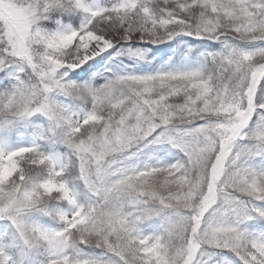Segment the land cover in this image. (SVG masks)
<instances>
[{
    "label": "snow or ice",
    "instance_id": "6c2138e0",
    "mask_svg": "<svg viewBox=\"0 0 264 264\" xmlns=\"http://www.w3.org/2000/svg\"><path fill=\"white\" fill-rule=\"evenodd\" d=\"M0 264H264V0H0Z\"/></svg>",
    "mask_w": 264,
    "mask_h": 264
},
{
    "label": "trees",
    "instance_id": "16d2710c",
    "mask_svg": "<svg viewBox=\"0 0 264 264\" xmlns=\"http://www.w3.org/2000/svg\"><path fill=\"white\" fill-rule=\"evenodd\" d=\"M165 47H166V46H164V45L159 46V48L161 49V51H157V48H156V47H153V48H152V51H154L155 56H157V57H162V55H163V49H164ZM164 57H166V56H164Z\"/></svg>",
    "mask_w": 264,
    "mask_h": 264
},
{
    "label": "rangeland",
    "instance_id": "374dc122",
    "mask_svg": "<svg viewBox=\"0 0 264 264\" xmlns=\"http://www.w3.org/2000/svg\"><path fill=\"white\" fill-rule=\"evenodd\" d=\"M151 54H153V51H152V53H151ZM151 54H150V55H151ZM156 59H157V60H159V59H161V57H160V58H156ZM164 59H167V57H166V58H164Z\"/></svg>",
    "mask_w": 264,
    "mask_h": 264
}]
</instances>
